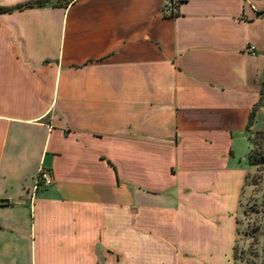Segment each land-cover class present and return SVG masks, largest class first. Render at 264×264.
Masks as SVG:
<instances>
[{
    "label": "crops",
    "instance_id": "0c3cea01",
    "mask_svg": "<svg viewBox=\"0 0 264 264\" xmlns=\"http://www.w3.org/2000/svg\"><path fill=\"white\" fill-rule=\"evenodd\" d=\"M37 1L0 0V264H234L264 0Z\"/></svg>",
    "mask_w": 264,
    "mask_h": 264
},
{
    "label": "rangeland",
    "instance_id": "374dc122",
    "mask_svg": "<svg viewBox=\"0 0 264 264\" xmlns=\"http://www.w3.org/2000/svg\"><path fill=\"white\" fill-rule=\"evenodd\" d=\"M258 120L257 126L259 129L264 130V115H261ZM252 131L253 136L257 130ZM261 141L264 148V137L259 139L258 144ZM251 146L252 144H250L249 152ZM245 147L244 143L242 149H240L242 154L246 153ZM247 163L249 164L248 171L238 198L239 215L237 217V238L233 248V261L234 264H263L264 235L261 228H256L263 225L264 219L262 213L264 204V170L258 165L251 164L248 155ZM216 262L217 264H232L225 253L218 254Z\"/></svg>",
    "mask_w": 264,
    "mask_h": 264
},
{
    "label": "trees",
    "instance_id": "16d2710c",
    "mask_svg": "<svg viewBox=\"0 0 264 264\" xmlns=\"http://www.w3.org/2000/svg\"><path fill=\"white\" fill-rule=\"evenodd\" d=\"M45 3L44 0H39L35 3H31L29 5H43ZM264 107V83L261 88V93H260V99L259 101L255 104L254 109L250 115L249 123L247 126V130L250 132L249 134V140L250 143L252 144L250 148V152L248 154L250 163L254 165H258L261 167L262 170H264V148H263V143L262 141L258 144L259 139H262L264 137V130H257L254 132V135L252 136V129L251 126L254 123V118L256 111L260 108ZM262 144V145H261ZM259 146V147H258ZM263 218H264V204H263ZM262 229L263 230V235H264V219H263V225L262 226H257L256 229ZM263 254H264V242H263ZM264 256V255H263ZM263 264H264V258H263Z\"/></svg>",
    "mask_w": 264,
    "mask_h": 264
},
{
    "label": "built area",
    "instance_id": "2783aa9c",
    "mask_svg": "<svg viewBox=\"0 0 264 264\" xmlns=\"http://www.w3.org/2000/svg\"><path fill=\"white\" fill-rule=\"evenodd\" d=\"M186 0H166L164 6V13L167 16H176L179 11L181 5ZM54 183V177L49 168L41 166L39 168L38 174L36 176L35 185L33 191L36 192L41 186L48 187Z\"/></svg>",
    "mask_w": 264,
    "mask_h": 264
}]
</instances>
